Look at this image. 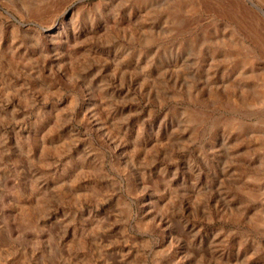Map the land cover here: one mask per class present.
Masks as SVG:
<instances>
[{"label": "rangeland", "instance_id": "374dc122", "mask_svg": "<svg viewBox=\"0 0 264 264\" xmlns=\"http://www.w3.org/2000/svg\"><path fill=\"white\" fill-rule=\"evenodd\" d=\"M0 264H264V0H0Z\"/></svg>", "mask_w": 264, "mask_h": 264}]
</instances>
